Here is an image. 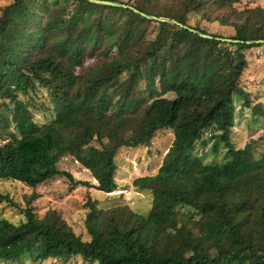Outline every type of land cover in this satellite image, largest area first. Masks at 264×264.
<instances>
[{"label": "trees", "instance_id": "obj_1", "mask_svg": "<svg viewBox=\"0 0 264 264\" xmlns=\"http://www.w3.org/2000/svg\"><path fill=\"white\" fill-rule=\"evenodd\" d=\"M93 1L168 21L88 0H11L0 11V181L35 192L61 177L76 188L82 183L58 170L66 157L111 194L118 152L171 130L156 175L133 182L151 193L152 206L141 216L88 199L83 241L60 213L33 214L31 197L22 223L0 218V263L28 256L32 264H264V153L255 159L251 144L236 149L230 138L234 96L264 117L240 86L245 53L262 46L245 43L264 41V9L240 8L242 0ZM190 15L234 36L192 28ZM172 21L239 43L204 39ZM38 90L49 97L43 124L25 100ZM208 141L228 160L206 164L192 154ZM2 202L13 204L0 194Z\"/></svg>", "mask_w": 264, "mask_h": 264}, {"label": "rangeland", "instance_id": "obj_2", "mask_svg": "<svg viewBox=\"0 0 264 264\" xmlns=\"http://www.w3.org/2000/svg\"><path fill=\"white\" fill-rule=\"evenodd\" d=\"M10 3L11 0H0V11ZM240 8L264 9V0H242ZM188 25L224 38L234 36L232 29L202 22L196 15L189 16ZM245 54L248 67L242 76L240 86L251 95L252 105H261L264 112V45L252 48ZM25 100L29 102V109L33 112L35 121L39 124L46 122L49 117L48 113L43 111V107L50 105L48 93L45 90H38ZM230 105L235 108L234 125L230 133L232 143L236 149H242L251 144L254 148L255 159H260L264 153V117L253 115L251 110L243 107L238 96L232 98ZM207 138L204 136V139ZM172 142V131L161 130L156 133L155 138L148 146L120 150L115 158L117 166L116 190L107 195L95 189L97 183L89 171L66 157L59 160L58 170L70 173L76 181L82 183H79L80 185H77L76 188H73L65 178L61 177L37 186L35 192L18 182L0 181V194L9 196L13 202V204L0 203V218L13 225H19L25 220L23 210L28 207L26 202L32 197L34 201L29 207L39 219L43 218L48 211L54 210L61 214L76 235L80 236L83 241H89L84 226L87 210L85 204L88 199L96 201L98 208L103 211L116 207H127L136 214L147 216L152 206V195L149 191L135 188L133 182L141 177L156 175ZM95 146L97 145L95 144ZM212 147V141H208L204 148L197 144L194 146L192 154L201 158L206 164L228 160V155L221 144H218L216 153L212 151ZM83 184L89 185L84 186ZM7 264L32 263L28 256H25L17 262ZM41 264L57 263L48 260ZM68 264L86 263H83L81 258H76Z\"/></svg>", "mask_w": 264, "mask_h": 264}, {"label": "water", "instance_id": "obj_3", "mask_svg": "<svg viewBox=\"0 0 264 264\" xmlns=\"http://www.w3.org/2000/svg\"><path fill=\"white\" fill-rule=\"evenodd\" d=\"M88 1L89 2H92V3H95V4L109 6V7L122 8V9H130L134 13L140 14V16H142L143 18H145L147 20L158 21V22H167L168 21V20H164L162 18L150 17V16L145 15L143 13H139L137 10H135V9H133L131 7H128V6L119 4V3L108 2V1H106V2L105 1H93V0H88ZM172 23L175 24V25H177V26H179L180 28H183L185 30H189L191 33L196 34L199 37L204 38V39L215 40L217 42H222V43H232V44H238L239 43L238 41H232V40H229V39H222V38H215V37H212V36H209V35L201 34V33L197 32V31H194V30L189 29L188 27L182 26V25L176 23L175 21H172ZM245 44L246 45H264V41L246 42Z\"/></svg>", "mask_w": 264, "mask_h": 264}]
</instances>
